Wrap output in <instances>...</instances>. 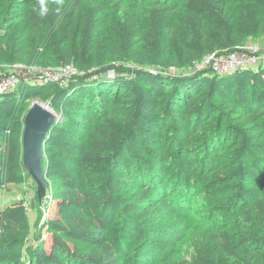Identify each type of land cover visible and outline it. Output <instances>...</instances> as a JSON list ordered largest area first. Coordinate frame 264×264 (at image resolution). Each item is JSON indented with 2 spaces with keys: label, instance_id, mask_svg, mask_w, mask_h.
Returning <instances> with one entry per match:
<instances>
[{
  "label": "trees",
  "instance_id": "obj_1",
  "mask_svg": "<svg viewBox=\"0 0 264 264\" xmlns=\"http://www.w3.org/2000/svg\"><path fill=\"white\" fill-rule=\"evenodd\" d=\"M131 0L126 16L104 31L100 41L93 40L96 28L108 21L106 2L91 0H27L24 20L29 38H22V29L14 25L13 10L19 0H0V75L2 67L15 62L24 66L38 63L42 50H53L57 66L72 63L81 74L64 83L44 81L35 77H19L16 86L0 95V189L9 184L24 182L29 172L23 163L22 133L30 99H40L56 113H63L64 121L54 119L41 143L44 177L50 183L51 201L56 215L44 221L48 241L30 248L26 264H142L143 251L137 248L130 255L144 232L118 217V210L134 209V203L123 204L115 195L123 188L112 173L118 164L126 162L131 147L142 145L150 127L160 134L158 126L164 115L161 111L178 107L187 117L199 116L206 102L218 99L224 108L246 106L253 119L264 115L260 104L264 101V64L239 68L217 74L209 69L191 75L171 77L154 75L143 70L122 73L117 62L129 61L137 65L153 63L161 67L183 69L207 54L230 53L253 38L264 36V0H180L183 13L180 28L184 30L182 45L173 53L163 49V32L168 25L164 10L151 11L145 41L150 51L138 53L134 40L144 25L138 23V4ZM69 41L62 56L58 48ZM43 64L50 63L43 60ZM114 69L116 78L102 75ZM168 93L165 94V89ZM124 98L126 115L110 114L114 100ZM75 104L83 110L98 111L102 121L87 138L79 137L68 126L75 124L67 110ZM111 106V107H109ZM94 108V109H93ZM161 117V118H160ZM264 129V117L261 122ZM236 131H241L233 127ZM249 150L253 158L263 159L257 146L246 140L236 153ZM237 161H235L236 163ZM77 163L86 184L103 188L109 199L80 181V172L72 169ZM237 181L229 198L243 206V222L256 225L262 232L255 262L238 246L249 242L239 235L238 246L221 233L218 248L226 256L216 259L212 251L182 259L174 264H228V259H242L248 264H264V179L253 188L245 189L243 180H256L251 171L238 165L230 173ZM209 183L204 178L203 186ZM114 196V197H113ZM30 230L27 210L22 199H14L0 207V264H15L22 257L21 248ZM167 242V241H163ZM260 262V263H258Z\"/></svg>",
  "mask_w": 264,
  "mask_h": 264
},
{
  "label": "rangeland",
  "instance_id": "obj_2",
  "mask_svg": "<svg viewBox=\"0 0 264 264\" xmlns=\"http://www.w3.org/2000/svg\"><path fill=\"white\" fill-rule=\"evenodd\" d=\"M26 1L19 0L13 10L14 25L22 29L23 39L30 36L24 20L28 4ZM99 1L91 0V3L97 4ZM104 1L108 21L96 28L93 36L96 41L102 39L104 31L111 32L113 23L126 16L127 7L131 4V0ZM156 7L162 8L168 19V25L163 32V49L173 53L174 46L182 45L184 30L180 28V16L183 13L180 0H143L138 4L137 18L138 23L144 26L142 33L134 40V50L138 53L151 50L145 41V34L148 33L151 11ZM245 45L264 47V36L253 38ZM68 46L69 41L58 48L62 56H65ZM54 59L52 49L42 50L36 65L24 66L15 62L3 66L2 72L33 79L39 77L44 70L60 66L52 64ZM43 60H49L50 63L43 64ZM197 61L186 69H177L174 66L167 69L153 63L141 66L129 61L117 62L116 67L122 73L143 70L154 75L178 77L197 72ZM116 74L114 69H109L102 77L114 79ZM168 89H165L164 95L168 93ZM37 101L47 104L40 99H30L31 105ZM125 102L124 98L115 99V106L110 108V114L116 117L126 115L124 107L121 106ZM263 105L264 102L260 107ZM67 111L75 121V124L68 126L79 137L87 138L102 121L96 109L87 111L75 104ZM260 111L264 112V108ZM54 113L56 121H64L63 113ZM162 113L164 115L161 116L164 117L158 124L161 133L155 134L152 131L154 126L150 127L149 136L144 138L142 145L126 151V162L118 164L112 173L123 185L115 196L123 204L134 203L133 210L125 212L120 209L117 216H125L144 232L130 255L133 256L134 251L139 248L143 251L142 264H174L178 260H190L196 255L206 256L208 251H212L218 260L226 256L218 248L219 235L226 234L238 246L239 235L242 234L248 237L249 242L238 246V249L248 253L245 259L250 258L255 262L257 240L262 237V232L256 225H246L243 222L244 205L230 200L229 195L234 193L237 184L230 173L238 165L253 173L256 180L245 178V189L255 187L256 181L264 179V160L250 155L249 150L252 147L240 153L235 150L241 148L246 140L248 144L257 146L260 154L264 156V129L261 127L264 115L254 120V113L246 106L236 105L228 110L216 98L206 102L201 114L195 118L185 116L178 107L166 109ZM233 127L241 131H236ZM71 168L81 173L77 163H72ZM205 176H208L209 183L203 186ZM24 178V182L20 184H9L0 189V207L11 200L22 199L27 210L30 230L21 248L22 257L15 264H26L27 251L42 240L48 241L44 221L56 215L49 181L44 177L46 184L41 187L29 172ZM80 181L85 183L87 189L100 192L106 200L109 199L102 184H86L82 173ZM228 261V264H248L240 258H231ZM123 263L128 264L127 260Z\"/></svg>",
  "mask_w": 264,
  "mask_h": 264
},
{
  "label": "built area",
  "instance_id": "obj_3",
  "mask_svg": "<svg viewBox=\"0 0 264 264\" xmlns=\"http://www.w3.org/2000/svg\"><path fill=\"white\" fill-rule=\"evenodd\" d=\"M260 64H264V47L243 45L230 53L219 54L218 52H212L207 54L195 63V69L196 71L209 69L217 74H225L239 68L257 67ZM78 74L79 70L73 65L62 64L56 68L42 71L38 79L64 83ZM19 77L16 74L0 75V95L14 88Z\"/></svg>",
  "mask_w": 264,
  "mask_h": 264
},
{
  "label": "water",
  "instance_id": "obj_4",
  "mask_svg": "<svg viewBox=\"0 0 264 264\" xmlns=\"http://www.w3.org/2000/svg\"><path fill=\"white\" fill-rule=\"evenodd\" d=\"M49 107V104L38 101L33 103L26 114L22 133L23 163L41 187L46 184L41 161V143L55 119V113Z\"/></svg>",
  "mask_w": 264,
  "mask_h": 264
}]
</instances>
